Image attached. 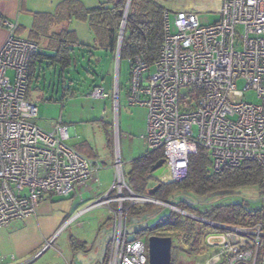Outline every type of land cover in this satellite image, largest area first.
Listing matches in <instances>:
<instances>
[{
  "label": "built area",
  "instance_id": "1",
  "mask_svg": "<svg viewBox=\"0 0 264 264\" xmlns=\"http://www.w3.org/2000/svg\"><path fill=\"white\" fill-rule=\"evenodd\" d=\"M219 1L218 18L209 25L199 24L194 11L165 12L156 61L147 65L139 56L126 59V104L146 110L147 151L163 154L164 164L156 170L161 174H152L156 184L183 180L188 157L197 147L207 152L211 171L254 161L264 179V0ZM3 26L7 38L0 48V229L34 216L43 195L68 197L78 184L96 179L101 169L99 162L66 144L71 128L60 118L51 131L35 125L37 108L25 95L29 60L39 47L16 37V23L3 21ZM249 91L257 103L245 100ZM88 97L107 95L102 87H93ZM113 103L117 107V88ZM113 168L110 189L61 227L95 207L115 204L109 209L112 235L105 264H147L144 242L127 238L123 205L171 208L148 194L134 193L117 154ZM195 220L208 227L200 264H264L260 224L230 227Z\"/></svg>",
  "mask_w": 264,
  "mask_h": 264
},
{
  "label": "trees",
  "instance_id": "2",
  "mask_svg": "<svg viewBox=\"0 0 264 264\" xmlns=\"http://www.w3.org/2000/svg\"><path fill=\"white\" fill-rule=\"evenodd\" d=\"M126 0H105L93 8H85L78 0H64L57 4L52 14L36 15L34 28L43 30L47 35L50 27L77 20L87 25L94 37L95 48L104 52L116 53L117 37ZM168 10L157 0H130L125 16L124 31L119 48L118 61L139 56L147 65H152L158 58L159 48L163 40V14ZM44 24H43V23ZM48 42L45 48L33 55L28 64L26 99L32 86L43 74L44 68H59L58 79L63 80L64 74L75 64V50L83 48L74 31L67 28L59 29L47 35ZM35 43V42H34ZM37 44V43H36ZM85 48V47H84ZM89 49L86 47V50ZM50 52V53H48ZM82 57L88 59V65L93 58L92 51H80ZM80 54V56H81ZM97 59H94L96 62ZM91 69V68H89ZM88 69V70H89ZM87 71L90 77L94 71ZM69 73V72H68ZM70 81V80H69ZM93 87H100L94 85ZM63 93L71 96L75 91L70 86L64 87ZM63 96V95H62ZM63 106L62 97L58 100ZM110 137L107 143L110 144ZM163 159L161 150L147 151L144 155L131 161L130 170L125 178L129 188L136 194L147 195L153 188L152 168ZM255 187L259 195L264 194V179L260 167L254 161H244L235 167H223L219 171L210 170V160L207 152L197 147L195 152L188 157L186 177L179 182L160 184L152 197L158 201L170 204L175 208L197 218L230 227H244L260 224L264 231V210H249L244 202L222 204L221 199L240 188ZM183 196H192L195 204H190ZM182 197V198H181ZM170 200L172 202H170ZM201 200V201H198ZM127 208V216L139 217L152 215L156 206L146 204L142 206L123 205ZM155 222L146 226L137 234H149L158 237H183V243L188 245L184 250L189 255H199L205 224L182 216L171 209L160 215H155ZM107 252L103 259L105 264ZM86 245L83 242L70 239V249L78 253ZM172 252L170 264H172Z\"/></svg>",
  "mask_w": 264,
  "mask_h": 264
},
{
  "label": "rangeland",
  "instance_id": "3",
  "mask_svg": "<svg viewBox=\"0 0 264 264\" xmlns=\"http://www.w3.org/2000/svg\"><path fill=\"white\" fill-rule=\"evenodd\" d=\"M33 1L34 3L30 4L33 6H35V3L37 4L34 10L43 13H53L56 9V4L61 0ZM82 1L84 2V0ZM88 1L92 0H85L87 4H89ZM103 1L105 0H96L94 3ZM196 13L201 25H209L217 19L214 13L206 11ZM78 25L80 24H74L69 28L76 29ZM79 41L84 45H92L91 39L86 33H79ZM83 49H86V47H83ZM92 54L94 58H90L91 63L87 66L88 59L83 58L82 54L80 56V52L75 50V64L71 65L70 69L64 74L65 78L63 79L65 86H70L75 91V95L74 97L67 96L64 99L63 106L58 101L52 100V98L55 100L60 98L59 68L43 69L39 86L41 93L32 96L38 111L34 123L43 130L51 131L53 122L61 116L63 124L70 128L72 127L75 133V136L67 140L66 144L72 146L75 143L86 141L98 152L100 158H103L104 154L108 155L101 125V121H103L107 123L108 131L112 134L114 154L116 155L117 153L122 161L127 158H135L136 155L142 154L143 151L141 150H143L145 144L142 145V142H139L141 138L139 140L135 133L128 135V125L130 119L145 113V109L129 107L125 102L124 98L129 84V66L126 60L117 61L114 54H111V57H107L106 53L99 49L94 50ZM95 58L99 60V63L94 62ZM89 68L94 71L92 80H89L90 76L85 71V69L88 70ZM43 77L44 80H42ZM94 85L102 87L107 95L105 99L88 97ZM237 87L238 89L243 87L242 81L237 82ZM116 88L118 92L117 107L113 103ZM244 98L250 103H257L256 97L251 91L244 93ZM128 136L130 140H128ZM138 144H140V147H138ZM127 168L128 165L124 163V171ZM159 174H161V170L155 172V175ZM183 199L190 204L196 203L192 196H183ZM53 200V205H60L65 202L71 203V199H68V197H55ZM220 201L222 204L244 202L249 210H264V194L260 196L255 187L240 188ZM170 202L172 201L170 200ZM74 206L70 208L68 214L72 213ZM100 209L99 207L91 209L66 226H60L55 234L45 242L46 248L43 250L45 252H42L43 254L39 258L35 257L27 264H58L63 263L64 258H68L73 264H103L102 262L107 252V244L112 235V225L108 221L110 213H107V210L100 211ZM166 209L169 208L156 206L152 215L139 217L128 215L126 219L127 238L129 240L137 238L146 245L149 234H137V232L146 226L152 225L156 219L155 215L165 213ZM72 238L86 243L85 253L72 256L70 252V239ZM187 248L188 245L183 243L182 236L173 237L171 241L172 264H200L201 258H199V255L187 254L184 251Z\"/></svg>",
  "mask_w": 264,
  "mask_h": 264
},
{
  "label": "crops",
  "instance_id": "4",
  "mask_svg": "<svg viewBox=\"0 0 264 264\" xmlns=\"http://www.w3.org/2000/svg\"><path fill=\"white\" fill-rule=\"evenodd\" d=\"M62 1L64 0L59 1L57 4H59ZM78 1H80L85 8H93L97 6L99 3H101V2L94 3V1L96 0L94 1L92 0L93 2L88 1L89 4H87L85 0L84 2L82 0H78ZM157 1L163 4L164 7L172 13H174L175 11H194V12L206 11L209 13L216 14L218 18L217 11L219 9V3H220L219 0H157ZM30 3H34V1L33 0L32 1L0 0V48L7 38V31L3 26V21H9V22H14L17 25L15 31L16 37L35 42L37 43L38 46H40V49L46 47L48 42L47 35L55 31H58L59 29L67 28L68 30H72L75 32L78 41H79V33H86L91 39V44H92L91 46L84 45L79 41V43L82 44L83 47L89 48L87 50L83 48H79L78 50L79 52L84 50L92 51V52L94 51L96 44L93 35L88 30L86 24L79 22L77 20L72 19L68 23H61L59 24V26L50 27L49 28L50 31L48 32L47 35L43 34L44 33L43 30L42 31L40 30L41 27L33 29L36 21L35 19L36 15L52 14V13L49 12L43 13L41 11L39 12L37 10H34L36 9L34 7L37 6V4L35 3V6H33ZM74 24H80V25H78L76 29L69 28L70 26L72 27ZM105 53L107 57H111L110 52H105ZM73 55H75V51ZM96 63H99L98 59ZM47 69L49 70L52 68H47ZM41 77L39 76L37 82L32 86V90L29 93V100L31 101H33V97H32L33 95L35 96L41 93V89L39 87L41 82L40 81ZM90 79L92 80L93 76L89 77V80ZM42 80H44V77L42 78ZM64 87H66L65 82L61 80L59 87V89L61 90L60 98L62 97L63 101H65L64 99L67 96L74 97L68 94L70 93V91H66L63 93L62 88ZM59 99L55 100L52 98V100L54 101H58ZM124 99L126 102V94ZM138 108L143 109L142 107H138ZM144 112L145 113L136 116V118L130 119V123L128 125V132H129L128 135L130 136L133 133H135L138 139L141 138V140L139 139L140 140L139 142H142L141 143L142 145L145 144L143 140V136L146 131V110ZM59 118L62 121V117L60 116ZM101 123L104 132L106 148L108 150L107 152L108 155L104 154V157L100 158L98 152L86 141L75 143L72 146H70L80 154L99 162V164L101 165V169L99 170L96 179H91L84 183L78 184L74 188L73 192L68 196V199H71V203L65 202L60 205H53L54 203L53 199L56 196L43 195L39 201V205L34 216L22 220H15L9 223L8 226L1 228L0 229V264L29 263L32 259L36 257L38 253L41 252L42 249H44V247L46 246L45 242L48 241L55 234V232L60 228V226L64 225L66 221L71 219L73 216H75L78 212L82 211L87 206L99 201L102 198V195L110 189L114 176L113 163H114L115 154L113 152V147H112V134L111 132L109 133L108 131L107 123L103 121H101ZM74 136L75 133L73 128L71 127L70 138ZM108 136L110 137V141H111L110 144L107 143ZM128 140H130V137L128 138ZM133 144H134V140H133ZM138 147H140V144H138ZM141 151H143L142 154L136 155L135 158L134 157L127 158L124 161H122V159L120 158L122 162V171L124 173V176L130 170L131 161L144 155L147 152L146 145L143 146V150ZM124 163L128 165V168L125 171L123 169ZM154 185H156L155 182ZM72 206H74L72 213L68 214ZM98 207L101 208L100 211L107 210V213H110L109 209L114 208L115 204H110V206H108L109 208L107 206H98ZM86 248L87 245L85 248L81 249V251H79L78 253H73L71 249L70 252L72 256H78L81 255L82 253H85ZM43 253L38 255L37 258H39ZM65 262L69 264H73L70 262L68 258L63 259V263ZM63 263L61 262L58 264H63Z\"/></svg>",
  "mask_w": 264,
  "mask_h": 264
},
{
  "label": "water",
  "instance_id": "5",
  "mask_svg": "<svg viewBox=\"0 0 264 264\" xmlns=\"http://www.w3.org/2000/svg\"><path fill=\"white\" fill-rule=\"evenodd\" d=\"M129 3H130V0H126L124 11H123V18H122V21L119 27L117 45H116V55H115L116 59H117V56L119 58V48H120V43H121L122 36H123L125 16H126V13L129 7ZM163 164H164V159L158 161L153 166L152 171L153 172L156 171ZM159 186L160 184L157 183L153 188H151L148 191V195L152 196ZM168 205L170 206L172 210L179 211L181 215H184L193 220L197 219V217H194L186 212H183L170 204ZM146 248H147V258H148L147 264H170V260H171V238L170 237H158L155 235H151L147 238ZM43 250L44 249H42L41 252L36 255V257L40 255L43 252Z\"/></svg>",
  "mask_w": 264,
  "mask_h": 264
},
{
  "label": "bare ground",
  "instance_id": "6",
  "mask_svg": "<svg viewBox=\"0 0 264 264\" xmlns=\"http://www.w3.org/2000/svg\"><path fill=\"white\" fill-rule=\"evenodd\" d=\"M173 211V210H172ZM177 213V212H176Z\"/></svg>",
  "mask_w": 264,
  "mask_h": 264
},
{
  "label": "flooded vegetation",
  "instance_id": "7",
  "mask_svg": "<svg viewBox=\"0 0 264 264\" xmlns=\"http://www.w3.org/2000/svg\"><path fill=\"white\" fill-rule=\"evenodd\" d=\"M150 236V235H149Z\"/></svg>",
  "mask_w": 264,
  "mask_h": 264
}]
</instances>
